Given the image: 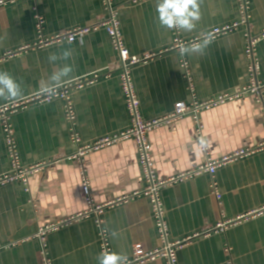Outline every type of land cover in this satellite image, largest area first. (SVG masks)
I'll return each mask as SVG.
<instances>
[{
	"label": "crops",
	"instance_id": "0c3cea01",
	"mask_svg": "<svg viewBox=\"0 0 264 264\" xmlns=\"http://www.w3.org/2000/svg\"><path fill=\"white\" fill-rule=\"evenodd\" d=\"M2 1L0 71L9 72L21 84L23 95L13 102L0 99V109L35 96L42 81L64 64H72V75L78 77L73 83L86 81L70 89L74 130L81 145L127 131L132 117L121 87L119 54L106 29L92 28L71 43L55 38L105 20L109 13L103 1ZM246 1L243 23L239 0H202L201 19L192 32L180 31L182 40L202 42L201 37L214 28L237 25L211 38L203 54L181 57L173 31L159 26L156 0H110L130 56L142 59L129 74L143 122L166 117L178 102L231 96L200 111V133L192 115L146 131L155 181L165 182L157 196L167 240L183 242L177 264H264V147L259 148L264 144V0ZM37 16L42 19L41 32ZM65 49L72 51L69 60L49 61L50 53ZM253 61L257 62L255 71ZM8 114L22 167L38 168L28 185L0 183V264H41L40 228L73 217L45 234L51 264H98L96 215L77 218L89 203L80 166L72 158L77 145L64 102L27 103ZM249 148L256 150L217 168L214 180L220 199L212 191L208 172L170 180L197 171L208 159ZM84 160L91 199L95 204L111 203L101 215L111 252L130 259L136 243L148 250L161 248L135 139H120L89 151ZM12 171L0 121V177ZM220 223L225 226L219 227ZM112 231L117 237L113 238ZM145 264L167 263L160 258Z\"/></svg>",
	"mask_w": 264,
	"mask_h": 264
},
{
	"label": "built area",
	"instance_id": "2783aa9c",
	"mask_svg": "<svg viewBox=\"0 0 264 264\" xmlns=\"http://www.w3.org/2000/svg\"><path fill=\"white\" fill-rule=\"evenodd\" d=\"M105 7L108 9V17L100 22L98 25L94 27H84V28H77L73 29L71 31H67L65 33L57 35L55 37L56 39H67L68 41L71 40L74 41L76 37H81L88 33L92 28L96 29L99 26H102L106 29L108 32L112 44L115 48V50L119 54V71H120V78H121V87L123 89V92L127 99V108L129 113L132 117V123L129 129L120 135H114L111 137H103L99 139L95 144L93 145H81L79 135L74 130V124H75V112L73 107V101L71 98V86H82L86 81H77L76 83L65 85L64 87L60 88L55 96H47V95H41L40 93L36 94L33 97H30L22 102L12 103L10 105H7L0 109V121L2 122V125L4 127L5 133H6V142H7V149H8V155L9 159L12 164L13 171L12 173L5 175L4 177H0V183L5 182H21L25 185H28L29 183V177L30 175L37 170L38 167H28L24 168L22 167L20 163V156L19 151L17 148V142H16V136H15V130L12 127L10 123L9 118V112L17 109L21 105H25L27 103H45V102H51L54 99H61L64 102L65 107V117L67 121L72 125V140L77 145V151L72 156L74 158L81 169L82 178H83V191L84 194L87 195L88 199V209L85 213L79 215L80 218L85 215L89 214H95L96 215V223L99 227V240H100V248L101 251L106 250L111 252V247L108 239L107 232L102 227V213L105 209V207L109 206L111 203L107 204H95L93 200L90 197V187L89 182L86 177V165L84 157L89 151L96 150L98 148H101L105 145H110L113 142L120 140V139H126L129 137H133L138 145V149L140 152V162L144 168L146 178L148 180L149 186L147 187L146 194L151 197V200L153 202V207L155 210V216L157 219V225L160 233V238L162 240L163 245L161 248L148 250L145 249L141 244L136 243L133 245L132 249V257L129 259L130 264H145L147 262L155 261L157 259L163 258L166 260L167 264H177V251L183 244L181 241L176 242H170L167 240V225L164 220V211L162 209L161 203L159 201V198L157 196V191L159 187L165 182L155 181L154 173L152 169V158H151V146L148 143L146 139V131H148L150 128L161 125L163 123H167L169 121H172L174 119L186 116V115H192L195 120L199 123L198 132L200 133L202 130V126L199 121V113L201 110L209 108L211 106H214L218 103H223L226 100L231 99V96H220L217 99L205 101V102H198L196 100H193L190 104H186L183 102H178L175 105L174 111L167 115L166 117L156 119L151 122H143L140 118L138 106L139 102L137 99V95L134 91V87L130 78V68L135 65L136 63L140 62L142 59H139L138 57H132L130 56L128 49L126 48L124 44V40L122 37V33L120 30V21L117 17L116 10L111 6L110 0H102ZM3 2L0 0V3ZM240 4V11H241V17L242 22L244 23L246 20V11H247V1L246 0H239ZM237 25V23L233 26H224L219 28H214L209 33L205 34L201 38H206L209 34L211 35V38L216 37L221 34H225L232 30ZM37 27L39 31L42 30V19L41 17L37 16ZM175 37V47L179 48L183 45H189L192 43L197 42L199 39H195L192 41H184L180 37V31H177L175 29H172ZM45 39H42L41 42L43 43ZM249 53L252 51L250 48L248 49ZM185 66V69L187 70V63H183ZM252 69L255 71L257 69V62L253 61ZM187 77L189 80V89L192 92L193 91V85L189 77V72L187 70ZM264 147V144L260 145L259 148ZM255 149L249 148V149H241L239 151H236L235 153L225 156L218 160H212L208 159L203 165H201L197 171H192L186 174H182L178 177H173L170 180L174 181L180 178H184L186 176L193 175L194 173L198 172H208L212 177V191L216 195L218 199H220L221 194L218 189V185L216 181L214 180V175L216 173V170L221 165L233 161L237 158L243 157L244 155H247L251 152H253ZM170 181V182H171ZM127 200V199H125ZM75 218L66 219L64 221H61L56 224L47 225L45 227L40 228L39 230V236L41 237L43 241V251H42V262L41 264H51V259L48 256L47 249H46V239L45 234L47 231L51 229H56L59 226L65 225ZM225 224L220 223L219 227H223Z\"/></svg>",
	"mask_w": 264,
	"mask_h": 264
},
{
	"label": "clouds",
	"instance_id": "9594fccd",
	"mask_svg": "<svg viewBox=\"0 0 264 264\" xmlns=\"http://www.w3.org/2000/svg\"><path fill=\"white\" fill-rule=\"evenodd\" d=\"M202 0H156L155 11L159 26L172 30L192 32L196 28V22L201 19L200 5ZM71 43V40L69 41ZM211 43L209 34L202 42L193 43L190 46H181L179 55H191L193 53L203 54ZM72 51L65 49L62 52L50 53L49 61L69 60ZM74 66L64 64L54 71L46 81L41 82L39 93L41 95L55 96L58 90L65 85L72 84L78 77L72 75ZM23 95L21 84L7 71H0V99L8 102L16 101ZM113 238L118 233L112 231ZM98 264H130L127 255L103 250L97 257Z\"/></svg>",
	"mask_w": 264,
	"mask_h": 264
}]
</instances>
